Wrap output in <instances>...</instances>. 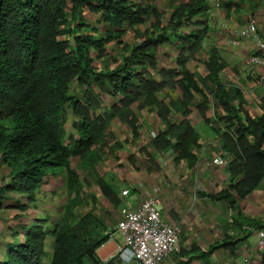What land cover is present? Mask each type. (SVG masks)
I'll use <instances>...</instances> for the list:
<instances>
[{"label": "trees", "instance_id": "1", "mask_svg": "<svg viewBox=\"0 0 264 264\" xmlns=\"http://www.w3.org/2000/svg\"><path fill=\"white\" fill-rule=\"evenodd\" d=\"M207 4L205 0L178 3L165 23L163 11L135 0H0V165L11 170L9 181L0 184V210L17 206L23 211L15 215V225L10 227L14 240L0 249V264H83L87 258L102 264L96 250L111 236L104 234V219L93 211L72 219L78 200L72 199L51 227L44 211L30 222L27 205L35 207L49 176L61 173L70 198L81 199L84 180L72 160L78 157L89 170L94 167L91 156L102 158L98 150L112 152L122 147L110 131L112 117L128 124L137 135L139 120L132 108L137 101L139 107L155 106L165 122V128L152 138L154 150L172 147L177 161L186 159L193 166L198 160L194 147L199 133L187 118L177 123L169 115L175 110L186 117L196 108L208 119L209 99L200 83L211 82L210 92L225 111L217 118L226 122L220 135L231 158L227 170L237 180L208 196L238 208V199L264 188V94L263 114L251 116L244 108L241 87L222 81L226 62L216 46L209 50L205 62L208 72L203 78L187 66L203 49L206 28L193 17L207 11ZM87 11L97 15L96 24L88 21ZM147 22L150 28L144 31L136 27ZM189 24L197 28L178 32ZM128 27L135 29L139 41L124 42L121 57L112 58L107 45L115 39L123 44L121 37ZM172 38L179 41L178 66L159 68V47ZM110 57L116 62L113 67L108 63ZM96 60L103 62L102 66ZM166 88L176 92L169 102L158 96ZM104 94L115 98L110 110L104 108ZM69 108L75 115L74 133L78 135L69 134L67 142ZM147 155L155 169H160L155 155ZM94 170L91 174L96 175L102 193L118 206L119 196ZM14 194L27 203H6L15 200ZM224 245L225 241L212 247ZM115 257L122 261L115 255L106 264ZM260 264H264V248Z\"/></svg>", "mask_w": 264, "mask_h": 264}, {"label": "crops", "instance_id": "2", "mask_svg": "<svg viewBox=\"0 0 264 264\" xmlns=\"http://www.w3.org/2000/svg\"><path fill=\"white\" fill-rule=\"evenodd\" d=\"M135 1L148 3L157 7L160 11L164 12L163 21H168L174 11L175 5L190 2L191 0ZM205 2L208 3L209 8L205 12H199L198 14L205 15L197 18L203 22L202 26L206 28L203 46L207 43L206 40H209L211 47L216 46L220 50L225 41L229 42L232 30L237 26L245 24L250 17L257 19L259 32L264 35V17L262 16L264 13V0H224L222 8L215 6V0H205ZM228 3L231 4L230 8L226 5ZM208 19L211 21L218 20L219 25H216L215 28H207ZM88 20L91 22V17ZM221 23L224 24L221 25ZM136 27L139 26L136 25ZM194 28L197 27L194 26ZM184 29H187V27L180 28L178 32L189 33L190 29ZM210 30L211 36L209 37ZM178 42L176 38H172L161 44L157 54V63H162L167 68L177 67L179 56ZM130 44H133V42H130ZM210 48L206 50L205 54H201V51L187 62L188 68L196 72L199 78H203L208 72L205 62L208 59ZM241 49L237 52L240 56H243L248 51L254 52V41L251 39L244 40ZM116 51L113 54L114 56H116ZM120 54L116 57L120 58ZM220 54L226 62V67L220 74L221 79L227 83L233 82L231 76L224 78V73L230 74L232 72L231 70L227 72L228 62L222 56L221 50ZM151 69L154 70L153 68ZM253 74L255 75L254 71ZM155 77L160 78L156 74ZM200 86L209 99L208 110L206 112L208 119H205L196 108L186 117L175 110L169 115L170 120L177 123L187 118L198 131L199 139L197 146L194 147V152L198 157L195 165L190 166L186 159L177 161L175 159L177 153L172 147H167L162 151L154 150L151 145L153 138L152 128H146V130L141 131L139 136L140 141L138 137L136 138L133 135L132 129L128 126H126L127 128L123 126L125 131L121 135V125L127 124L119 122L118 129L113 130L123 144L121 150L117 148L119 154L123 157L129 155L134 160L135 157L140 159L146 157V154L152 153L155 155L160 169L157 171L158 174H156L157 172L148 173L147 166L149 164L147 163L146 167H141L139 170L135 168L128 170L127 173L119 172L117 178L113 181L103 178L113 187L119 196L120 204H122L121 208L123 206L136 208L148 193H152L159 199V206L164 219L181 224L180 251L172 254L161 264H260L263 249L259 247L258 239L260 231L264 230V188L253 189L245 197L238 199V208H232L227 200H215L208 196V194H216L226 189L237 178L234 181L232 175L227 170V165L231 158L223 149L222 137L220 135L226 122L218 119L217 115H224L225 111L216 104L210 92L211 88H213L212 83H200ZM163 91L164 93H168V95L163 96L158 92V96L164 98L167 102H169L170 98L176 96V92L169 88L161 90L162 93ZM242 91L246 99L243 105L248 113L253 117L263 114L261 101L263 94L253 98L251 94L245 93L246 90L242 89ZM105 95L107 94L103 96ZM103 96L102 98H104ZM107 96L111 97L110 95ZM199 100L200 98L197 96L196 102ZM138 103L139 101L132 105L137 117H139L136 112ZM149 107L156 108L155 106H144L141 109L147 111ZM155 110L157 112V109ZM174 114L175 119L173 120L170 116ZM194 117L196 119L193 120L192 118ZM158 123L160 125L163 122ZM165 126V123H163L160 129L163 130ZM146 127H149L148 124H146ZM139 130L141 128L138 127ZM71 135L77 138L78 134L72 132ZM222 151H225L223 156L228 162L224 165L215 164L212 161L213 158ZM10 171L8 166L4 164L0 165V184L4 181H9ZM56 177L49 176V184L51 186L54 185ZM120 183L126 184L124 187L130 188V195L124 196L121 194L124 187L119 188ZM231 193L234 196L236 195L235 191L231 190ZM14 198V201L11 199L6 203L10 205V203L14 202L16 204L18 203L16 200L27 203L26 200L17 194H14ZM27 210L30 222H35L45 212L35 209L29 203ZM22 212V209H19L17 206H5L0 210V229L5 226V230L0 231V249L2 251L7 242L14 240L15 237L9 233L10 227H14L15 225V215ZM122 241L121 234L115 231L108 241L97 248L96 256L102 264H106V261L117 255ZM223 241H225L224 246L212 247ZM47 250L50 255L51 249L47 248ZM134 264H140V262L135 261Z\"/></svg>", "mask_w": 264, "mask_h": 264}, {"label": "rangeland", "instance_id": "3", "mask_svg": "<svg viewBox=\"0 0 264 264\" xmlns=\"http://www.w3.org/2000/svg\"><path fill=\"white\" fill-rule=\"evenodd\" d=\"M220 8H222V5L220 6ZM85 13L87 15V19L91 17L92 19L91 22L96 24L97 19L95 18H97V15L94 13L88 12V11ZM204 15L198 14L194 16V20ZM262 16L264 17V13L262 14ZM163 22L166 23L167 21L165 20ZM207 24H208L207 28L209 29L215 28L216 25H219V21L218 20L211 21L208 19ZM222 24L224 23H221V25ZM149 25H150V22H147L145 24H139L138 28H140L141 31H144L146 30V28H150L148 27ZM186 27L187 29H184V30L194 29V25H191V24H189ZM210 36H211V30H210L209 37ZM121 39L123 40V44H119L118 41L115 39V40H112L107 45L108 55L111 56L112 58L118 56V54L121 53L122 47L125 46L124 42L128 44L130 42L137 43L140 37L137 38V33L133 27H128L125 30V33L122 35ZM206 42L207 43H205V45L203 46V49L201 50L202 51L201 54H205L206 50H208L211 47L210 41L206 40ZM241 45H243V43L238 46H232L230 45L229 42H226V41L225 43L222 44L220 50H221L222 56L225 57V60L228 62L227 72H229L230 70L232 72L230 74L224 73L223 75H224V78H228L229 76H231L232 81L234 83L242 87L243 90H246L245 93H247L248 95L251 94V96L255 98L256 96H261L262 94H264V79H262L258 71L254 69L253 67H251V65L249 64L248 58L252 54V51L246 52L243 56H240L239 53H237L239 50H242ZM115 51L117 52L116 56L113 55ZM112 58L109 59L108 61L111 67L116 65V62L113 61ZM95 63L99 64L100 66H102L103 64V62L100 63L97 60L95 61ZM157 66L161 68L164 66V64L158 63ZM253 71L255 72V75L253 74ZM155 74L158 75L156 71H155ZM159 93H161L163 96L168 95V93L166 92L164 93V91L163 93L162 92H159ZM80 94H82V92ZM103 97L106 98V99L103 98L104 108L106 110H110L112 103L115 102V98L109 97L107 95ZM136 109H137L136 112L139 115L138 127L141 128V130L138 131L137 135L133 134L136 138L138 137V139L141 141L139 136L141 134V131L146 130V128H152V131L154 134H156L155 132L161 131L160 126L165 122L158 115V112H156L155 109L157 108L153 109L152 107L151 108L149 107L147 111H144L138 105ZM101 111H102L101 109H98V112H101ZM66 113H67V142H69V139H68L69 134H71L72 132H76V129L73 126V123L75 122V115L70 110V108L67 109ZM170 117L174 120L175 114ZM198 117L200 116L198 115ZM192 119L194 120L196 119V117ZM119 122H122V121H120L118 117H112V119L110 120V131L118 129ZM158 122H163V123L159 125ZM146 124H148L149 127H146ZM123 126L125 128H127L126 126L131 128L128 124L121 125V135L125 131ZM98 152H99V156L101 155L102 158L99 159V157L95 155L91 156L90 165L94 164V167L91 166L92 169H95L94 171H96L98 175L104 177L105 179L109 181H113L115 178H117V174L119 172L127 173L128 170H132L135 168L139 170L141 167H146L147 163L149 164L147 166L148 173L149 172L156 173L157 171H159V169H155L154 164H151V162H149L148 160L149 156L147 154H146V157H143L140 159L135 157L133 160V158L129 155H127V157L126 156L123 157L122 155H120L117 149H114L112 152L108 151V149L103 150V152L102 151L100 152L98 150ZM72 166L80 170V173L84 180L85 188L81 194L82 195L81 199L75 198L76 196L70 198L69 194L66 191V186L64 183L65 181L64 173H61L56 177V179H54L56 181L53 186H51L49 183H47L44 186L45 188L44 194L43 196L40 197V199H38L36 204H34L35 205L34 208L37 210H42L46 212L45 217L48 218V220H50V224L52 227L54 223H56L62 218V211H63V207L65 203L68 201H71L72 199L73 200L78 199L76 207H74V212H73L74 217L72 219L79 218L80 216L86 214L87 212L93 211L97 216L105 220L104 234L110 233L111 235L112 233L116 231V224L120 218V209H121L122 204H119L118 206L112 205V203L104 196L99 185L97 184L96 175L91 174L92 169L90 168L89 170H87L84 166H82L80 164V159L78 157L72 160ZM156 174H158V172ZM125 185L126 184L120 183L119 188H122ZM130 194H131V190L128 195ZM38 221L39 220H37V222ZM4 227L1 228L0 231L5 230ZM51 239L52 238H50V240ZM47 247L48 249L52 248L51 243H48ZM109 261H106V263H108ZM135 261L136 260H133L132 264H134ZM83 264H94V263L87 258L85 259ZM110 264H123V263L122 261L117 262V258L115 257L112 260V262H110Z\"/></svg>", "mask_w": 264, "mask_h": 264}, {"label": "built area", "instance_id": "4", "mask_svg": "<svg viewBox=\"0 0 264 264\" xmlns=\"http://www.w3.org/2000/svg\"><path fill=\"white\" fill-rule=\"evenodd\" d=\"M221 4L222 0H215L216 7ZM246 39H251L255 43V51L248 58L249 64L264 79V35L259 32L255 17H250L245 24L235 27L229 43L238 46ZM224 153L225 151H222L217 154L212 161L219 165L226 164L228 160L224 158ZM129 192V188L122 190L124 196ZM116 231L123 238L117 255L125 264H132L133 260L140 264H161L172 254L180 251L181 224L164 219L159 199L152 193H148L136 208L123 206L120 209ZM258 245L264 248V230L259 233Z\"/></svg>", "mask_w": 264, "mask_h": 264}, {"label": "clouds", "instance_id": "5", "mask_svg": "<svg viewBox=\"0 0 264 264\" xmlns=\"http://www.w3.org/2000/svg\"><path fill=\"white\" fill-rule=\"evenodd\" d=\"M223 1H224V0H223ZM223 1H222V2H223ZM221 5H222V4H221ZM221 5H220V6H221ZM194 29H196V28H194ZM192 30H193V29H192ZM121 260H122V259H121ZM122 262H123V264H125L123 260H122Z\"/></svg>", "mask_w": 264, "mask_h": 264}]
</instances>
